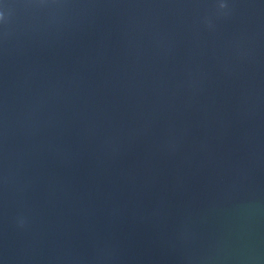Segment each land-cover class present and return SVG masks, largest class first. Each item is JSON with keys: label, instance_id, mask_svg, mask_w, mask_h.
Segmentation results:
<instances>
[{"label": "water", "instance_id": "95a60500", "mask_svg": "<svg viewBox=\"0 0 264 264\" xmlns=\"http://www.w3.org/2000/svg\"><path fill=\"white\" fill-rule=\"evenodd\" d=\"M0 264H264V0H0Z\"/></svg>", "mask_w": 264, "mask_h": 264}]
</instances>
